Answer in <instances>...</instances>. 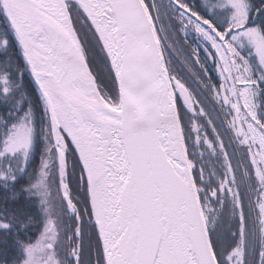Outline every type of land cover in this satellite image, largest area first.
Instances as JSON below:
<instances>
[{
	"label": "snow or ice",
	"instance_id": "snow-or-ice-1",
	"mask_svg": "<svg viewBox=\"0 0 264 264\" xmlns=\"http://www.w3.org/2000/svg\"><path fill=\"white\" fill-rule=\"evenodd\" d=\"M0 264H264V0H0Z\"/></svg>",
	"mask_w": 264,
	"mask_h": 264
}]
</instances>
